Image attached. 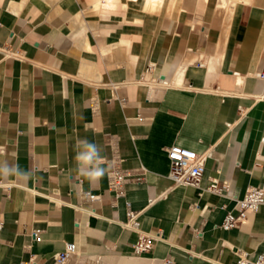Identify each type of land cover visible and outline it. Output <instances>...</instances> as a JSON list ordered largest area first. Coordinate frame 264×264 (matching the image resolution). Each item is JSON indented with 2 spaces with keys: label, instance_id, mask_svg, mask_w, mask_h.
Instances as JSON below:
<instances>
[{
  "label": "crops",
  "instance_id": "0c3cea01",
  "mask_svg": "<svg viewBox=\"0 0 264 264\" xmlns=\"http://www.w3.org/2000/svg\"><path fill=\"white\" fill-rule=\"evenodd\" d=\"M109 2L0 0V161L32 173L0 177L11 184L0 187V264H52L68 242L78 255L67 264H234V248L264 253V205L221 228L264 183V1L231 17L215 0ZM84 138L105 158L97 184L77 171ZM173 145L205 154L199 187L170 179ZM115 156L147 169L119 197L108 188ZM213 179L230 195L204 190ZM130 212L159 236L139 255Z\"/></svg>",
  "mask_w": 264,
  "mask_h": 264
},
{
  "label": "built area",
  "instance_id": "2783aa9c",
  "mask_svg": "<svg viewBox=\"0 0 264 264\" xmlns=\"http://www.w3.org/2000/svg\"><path fill=\"white\" fill-rule=\"evenodd\" d=\"M153 66H150V68ZM259 78L264 79V68L257 73ZM168 158L170 160L169 177L175 185H193L199 187L205 171V154H200L196 150L173 145L168 148ZM123 159L120 156H115L112 159L113 169L108 174V188L115 192L116 196H122L125 191V185L130 181L141 183L144 180L147 169L140 166L137 169L125 168L122 166ZM0 187L8 190L11 184L3 183L0 180ZM214 191L219 194L230 195L228 184L219 185V181L213 179L211 183L204 189ZM86 198L93 199L94 196L86 194ZM131 207L130 202L127 203ZM264 205V183L258 186H250L242 198L237 199V213L229 211L222 224L221 228L229 230L234 228L239 223L247 221L250 214L258 212L260 207ZM124 225L136 231L138 238L133 245L136 255L147 252L151 249L153 243L159 236L147 234L140 229L137 213L130 212L128 220ZM40 230L31 232V239L39 238ZM236 259L234 264H264V253L254 254L242 248H234L233 250ZM78 255V249L75 242L66 243L63 250L54 255L52 264H67L69 260ZM37 264V263H35ZM42 264V263H41ZM45 264V263H43ZM84 264H102L99 260H88ZM163 264H173V260L166 258Z\"/></svg>",
  "mask_w": 264,
  "mask_h": 264
},
{
  "label": "clouds",
  "instance_id": "9594fccd",
  "mask_svg": "<svg viewBox=\"0 0 264 264\" xmlns=\"http://www.w3.org/2000/svg\"><path fill=\"white\" fill-rule=\"evenodd\" d=\"M79 150L76 153L77 171L85 177L90 184H97L105 176L107 169L102 166L104 157L101 148L87 138L77 141ZM32 176L30 171H24L16 163L7 160L0 161V177L7 179L15 177L16 181L26 183Z\"/></svg>",
  "mask_w": 264,
  "mask_h": 264
},
{
  "label": "bare ground",
  "instance_id": "6f19581e",
  "mask_svg": "<svg viewBox=\"0 0 264 264\" xmlns=\"http://www.w3.org/2000/svg\"><path fill=\"white\" fill-rule=\"evenodd\" d=\"M162 0H148V7L154 8L161 3ZM264 0H215L217 9L226 13L229 17L234 13L238 4H248V5H258ZM107 4L110 5L109 0H107ZM147 7V8H148ZM165 83V82H164Z\"/></svg>",
  "mask_w": 264,
  "mask_h": 264
}]
</instances>
